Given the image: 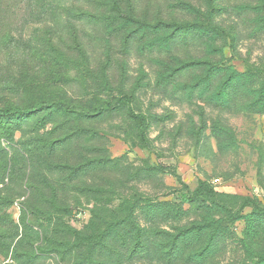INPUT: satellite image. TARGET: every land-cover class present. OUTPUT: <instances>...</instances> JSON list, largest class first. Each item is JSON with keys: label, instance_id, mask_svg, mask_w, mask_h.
Segmentation results:
<instances>
[{"label": "rangeland", "instance_id": "obj_1", "mask_svg": "<svg viewBox=\"0 0 264 264\" xmlns=\"http://www.w3.org/2000/svg\"><path fill=\"white\" fill-rule=\"evenodd\" d=\"M116 1L0 0V106L93 114L0 118V264H253L264 216L240 208L264 209V0ZM210 17L226 37L174 32ZM124 96L146 142L127 106L96 111ZM201 181L212 200L192 198ZM138 199L127 247L77 243Z\"/></svg>", "mask_w": 264, "mask_h": 264}, {"label": "trees", "instance_id": "obj_2", "mask_svg": "<svg viewBox=\"0 0 264 264\" xmlns=\"http://www.w3.org/2000/svg\"><path fill=\"white\" fill-rule=\"evenodd\" d=\"M111 1V0H110ZM112 9L115 11H121L120 4L116 0H112L111 3ZM174 32L175 30H184L188 29L191 30L189 32H196L203 28V31L206 33H209L212 35L214 38H224L227 36V32L221 28L219 25H217L214 22L213 18H208V21L204 25H199L197 24H173ZM188 32V33H189ZM184 33V32H181ZM199 64H202L199 62ZM208 67L210 68L211 72H218L221 69L220 65L217 64H212L208 63ZM260 100L264 101V93H261L259 96ZM133 101L132 96H124L120 98L117 103L113 104L112 102H107L104 101L101 104V107L98 108L96 111L98 114H101L104 111H112L115 109H118L122 106H127L130 110V116L137 122L138 124V129H139V134L141 137V140L143 142L147 141L146 138V132H147V117L144 114L136 113L131 109V104ZM45 109H54L53 111L63 113L65 115L68 114H76L79 117L82 118H91L93 116L92 112L88 110H82L78 109L74 106H71L63 101H58V102H48L46 100H41L37 107L34 109H27V108H10V107H2L0 106V118L1 119H12V118H29L31 115L38 113L40 111H43ZM216 194L215 190L213 187L207 182V181H201L197 189L192 193V198L195 199L198 196H206L208 200H212L213 196ZM138 202H140V199L135 200L134 202L130 201H125L124 203V210L128 212L127 218L123 219H116L111 222H107L105 227L97 229V232L94 236H85L81 233H76L74 231L73 234L77 238V243H89V247H94L98 248L99 251L104 252V251H111L116 252L117 248L116 245L119 242L120 245L126 246L127 247V240L124 239V237H121L120 230L124 227L129 225L135 226V218L133 217V212H134V207L136 208V205ZM250 208L253 210V212H258L261 215L264 216V209H261L255 200L251 198H245L240 211ZM70 211V210H69ZM229 214V220L230 221H236L238 219V216L240 215L241 212L234 213L232 210H227ZM93 217L91 220V224L96 223L98 221V213L96 211H93ZM63 220V219H61ZM106 222V221H105ZM137 226V225H136ZM202 226L201 225H193L189 229H185L180 231V235L183 236V238H187L191 232H198L200 233L202 231ZM145 232L143 229H137L136 231V246L135 248L142 247L143 245L147 246V242L143 241V235ZM260 262H264V256H259L258 259L253 261V264H259Z\"/></svg>", "mask_w": 264, "mask_h": 264}]
</instances>
